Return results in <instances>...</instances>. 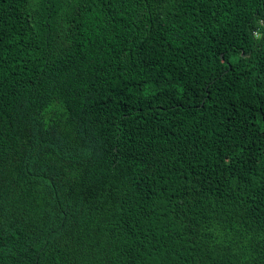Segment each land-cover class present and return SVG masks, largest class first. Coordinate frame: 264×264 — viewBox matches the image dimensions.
Wrapping results in <instances>:
<instances>
[{"label": "trees", "instance_id": "obj_1", "mask_svg": "<svg viewBox=\"0 0 264 264\" xmlns=\"http://www.w3.org/2000/svg\"><path fill=\"white\" fill-rule=\"evenodd\" d=\"M0 264H264V0H0Z\"/></svg>", "mask_w": 264, "mask_h": 264}]
</instances>
